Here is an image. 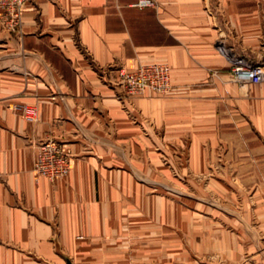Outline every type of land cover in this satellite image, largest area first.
<instances>
[{
	"label": "crops",
	"instance_id": "0c3cea01",
	"mask_svg": "<svg viewBox=\"0 0 264 264\" xmlns=\"http://www.w3.org/2000/svg\"><path fill=\"white\" fill-rule=\"evenodd\" d=\"M153 1L27 0L15 31L0 23V264H136L153 221L182 257L192 229L198 261L264 264V84L231 80L219 50L264 66V0ZM152 63L168 66V93L124 98L115 71ZM45 140L70 157L58 181L32 172ZM218 150L256 170L237 255L220 220L205 225L135 181L151 183L157 161L180 174L188 161L216 186L206 171Z\"/></svg>",
	"mask_w": 264,
	"mask_h": 264
},
{
	"label": "rangeland",
	"instance_id": "374dc122",
	"mask_svg": "<svg viewBox=\"0 0 264 264\" xmlns=\"http://www.w3.org/2000/svg\"><path fill=\"white\" fill-rule=\"evenodd\" d=\"M233 52L236 53L235 50ZM233 153L235 154L236 151ZM222 156H224V151L218 150V161L211 162L208 171H206V175L211 176L216 182V186L213 182L209 185L206 176H194L190 171L188 161H182L183 174H180L181 164H179V171H177V168L170 161H157L158 167H152V173L155 177L151 183L145 181L141 176L142 174L138 175V172L135 181L143 187L149 188L150 186L153 195L159 196L161 199L165 198L169 203L183 205L191 214V217L202 219V223L204 221L205 225H208L210 220L214 222L220 220V223L224 224L226 229L228 227L227 231L233 234L231 238L233 243L232 252L237 255L236 252L238 250L241 252V247L236 246V244L242 242L238 223L243 221V218L247 215L241 212L250 207V219L254 216L252 209L256 203L255 199L251 198L256 190V170L255 167L251 166L250 168L249 165L247 167V162L241 161L240 158L236 159L234 157L233 161H225ZM249 163L251 164V162ZM163 169H167V178L161 175ZM195 207L200 208L201 217L192 213ZM158 231V223L153 221L152 246L150 249L149 246L143 244L144 239L137 237L136 264H211L207 260L198 261V257L195 258L196 253L187 243L192 239V229H186L184 257L180 256L181 251H177L176 246L160 245L161 240ZM203 231L205 234L208 233L207 228ZM188 234L190 239H187ZM198 238L199 236H197ZM145 252H150L152 259H148L147 256L144 258ZM218 264L225 263L218 262ZM232 264H244V262L235 259Z\"/></svg>",
	"mask_w": 264,
	"mask_h": 264
},
{
	"label": "built area",
	"instance_id": "2783aa9c",
	"mask_svg": "<svg viewBox=\"0 0 264 264\" xmlns=\"http://www.w3.org/2000/svg\"><path fill=\"white\" fill-rule=\"evenodd\" d=\"M27 0H0V23L9 31H15L20 24V16ZM138 9L154 7L153 0H136ZM221 54L230 64V78L239 85L264 84V66L254 63L244 55L233 52L226 47L219 48ZM115 82L122 89L123 97L133 99L145 91L164 96L170 89L169 68L166 64L138 65L134 68H118ZM21 112L27 122L35 120L32 107L22 106ZM70 169L69 154L53 140L41 142L35 154L32 172L35 178L58 181L64 178Z\"/></svg>",
	"mask_w": 264,
	"mask_h": 264
},
{
	"label": "water",
	"instance_id": "95a60500",
	"mask_svg": "<svg viewBox=\"0 0 264 264\" xmlns=\"http://www.w3.org/2000/svg\"><path fill=\"white\" fill-rule=\"evenodd\" d=\"M67 264H70V263L67 262Z\"/></svg>",
	"mask_w": 264,
	"mask_h": 264
}]
</instances>
